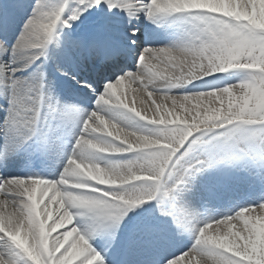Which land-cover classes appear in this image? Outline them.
Segmentation results:
<instances>
[{"label":"snow or ice","instance_id":"6c2138e0","mask_svg":"<svg viewBox=\"0 0 264 264\" xmlns=\"http://www.w3.org/2000/svg\"><path fill=\"white\" fill-rule=\"evenodd\" d=\"M0 264H264V0H0Z\"/></svg>","mask_w":264,"mask_h":264}]
</instances>
